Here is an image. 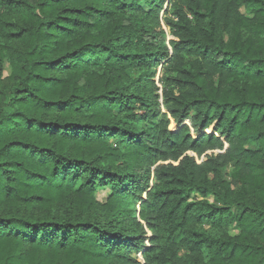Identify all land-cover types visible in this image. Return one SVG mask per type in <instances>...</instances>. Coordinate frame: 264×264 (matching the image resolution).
<instances>
[{"label":"trees","instance_id":"1","mask_svg":"<svg viewBox=\"0 0 264 264\" xmlns=\"http://www.w3.org/2000/svg\"><path fill=\"white\" fill-rule=\"evenodd\" d=\"M138 255L264 264V0H0V264Z\"/></svg>","mask_w":264,"mask_h":264},{"label":"rangeland","instance_id":"2","mask_svg":"<svg viewBox=\"0 0 264 264\" xmlns=\"http://www.w3.org/2000/svg\"><path fill=\"white\" fill-rule=\"evenodd\" d=\"M168 38H169V37H168ZM161 72H162V69L159 70L158 78L160 77V73H161ZM10 73H11L10 68H9L8 65H6L5 70H4V77H5V78H6V77H9ZM207 133H210V131H208ZM109 193H110V190H109V189H105V190H101V191H99L98 194H97V201H99L100 203L105 202L106 199H107V197H108V195H109ZM210 202H213V199H210ZM144 228H145V230L147 231L148 235H149V236H152V234L148 231L147 226H146L145 224H144ZM202 230H206V231H208L209 228H202ZM237 233H238L237 230H234V229L232 230V235H236ZM148 245H149V244H148ZM137 257H138L139 262H140L141 264H144V261H143L142 256H141V255H138Z\"/></svg>","mask_w":264,"mask_h":264}]
</instances>
